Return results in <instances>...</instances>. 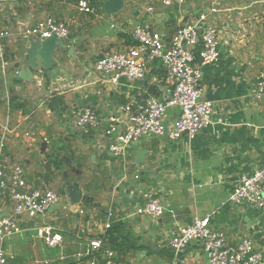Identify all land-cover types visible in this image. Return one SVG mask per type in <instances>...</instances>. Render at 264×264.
<instances>
[{
    "label": "crops",
    "instance_id": "crops-1",
    "mask_svg": "<svg viewBox=\"0 0 264 264\" xmlns=\"http://www.w3.org/2000/svg\"><path fill=\"white\" fill-rule=\"evenodd\" d=\"M80 1L95 12H79ZM105 1L20 0L0 5V27L11 34L2 44L8 56L4 63L16 69L14 92L25 107L24 114L11 111L7 149L0 151V159L9 166H20L26 185L35 189L50 190L57 185L53 176L75 170V184L62 182L61 190L65 198L68 186L75 185L73 188L82 193L75 204L77 264L84 258L88 264L91 258L76 257L87 250L97 256L112 251L123 264H169L173 258L169 240L177 229L207 216L211 228L222 233L229 246L235 247L247 237L255 249L264 252V211L246 204L232 205L228 200L242 176L252 175L264 165V96L260 101L253 97L257 78H264V0L245 5L238 0H173L169 6L161 0H122V8L115 14L104 12ZM201 16L219 31L217 62L200 67V41L192 51V65L201 72V98L212 104L211 126L192 140L148 137L133 145L126 158L109 152L111 140L103 131L81 133L75 128L74 111L88 108L105 120L118 106L133 102L138 92L161 101L169 97L171 84L159 62L152 65L145 80L129 83L120 78L116 85L97 74L93 64L100 57L133 47L131 33L137 25L150 27L167 43L179 27ZM47 18L67 24L71 35L53 51L50 68L43 69L37 61L40 66L31 71L28 81L21 80L25 44L33 39L21 32ZM177 115V109H167L165 124H171ZM22 144L29 145L33 153L40 144L38 148L45 154L43 158L36 156L42 159V171L22 155ZM143 149L147 151L145 160L136 165V153ZM53 150H60L62 165L49 172L46 155ZM145 192L153 194L165 209L162 217L136 214ZM85 197L87 202L82 204ZM55 205L46 217H18V231L3 243L7 264H22L18 257L23 256L24 247L18 240L37 218L42 223L40 232L48 227L65 238L58 219L65 207L74 205L68 202L64 206L60 200ZM109 212L113 218L110 229L104 232L101 225ZM85 213L88 218H84ZM109 231L112 247L96 249L91 245ZM38 238L43 242L40 233ZM32 248L40 257L41 250ZM64 250L49 249L42 264H52L55 256V262H63ZM179 264H208L202 243L188 244Z\"/></svg>",
    "mask_w": 264,
    "mask_h": 264
},
{
    "label": "built area",
    "instance_id": "built-area-1",
    "mask_svg": "<svg viewBox=\"0 0 264 264\" xmlns=\"http://www.w3.org/2000/svg\"><path fill=\"white\" fill-rule=\"evenodd\" d=\"M20 0H0V5L14 4ZM181 1V0H180ZM243 5L254 0H238ZM173 0H161L169 6ZM77 10L93 14L95 9L80 1ZM207 17L179 27L165 43L161 35L146 25L133 28L131 38L135 46L122 53H114L98 58L94 71L116 85L120 78L129 83L145 80L152 65L156 62L171 84V95L164 101L138 92L136 99L118 106L115 113L100 120L91 109L74 111V126L81 133L90 130L103 131L111 140L109 152L116 158H126L128 150L148 137H167L178 140L185 137L192 140L200 131L212 124V104L202 100L200 68L192 65V51L201 42L199 52L200 67L217 62L219 57V31L216 26L206 24ZM21 34L33 39L45 40L56 36L60 41L70 37L69 26L53 18H47L37 25L23 29ZM8 30L0 27V49L3 42L10 38ZM253 97L260 101L264 96V78L258 77L254 85ZM178 110L176 119L165 124L167 109ZM137 178V177H136ZM232 205H251L264 211V165L252 175L242 176L233 187L229 198ZM59 198L48 189H35L26 185L24 170L16 165L9 166L0 159V264H7V255L3 248L6 239L18 231V217H37L57 204ZM165 209L153 194H142V204L136 208L140 216L160 218ZM108 217V218H107ZM101 227L104 232L110 229L113 213L107 214ZM210 216L196 219L186 227H179L169 240L173 258L169 264H179L180 255L188 244L194 241L202 243L208 256V264H264V252L255 249L252 241L243 237L237 246H229L222 233L210 226ZM40 238L48 249L63 251L64 241L60 234H53L46 227L40 232ZM98 249L101 240L91 243ZM77 258L89 257L88 264H123L116 260L112 251L100 257L85 251ZM99 258L101 260H99ZM64 259V258H61Z\"/></svg>",
    "mask_w": 264,
    "mask_h": 264
},
{
    "label": "rangeland",
    "instance_id": "rangeland-1",
    "mask_svg": "<svg viewBox=\"0 0 264 264\" xmlns=\"http://www.w3.org/2000/svg\"><path fill=\"white\" fill-rule=\"evenodd\" d=\"M7 40L8 39H6V41ZM19 55L20 57H22L21 50H20ZM4 61H8V56L6 55V53L4 54V47L1 46V49H0V151L1 152L7 149L6 147V143L8 140V134H7L8 130L7 129H8V124H10L12 120V113H14L11 111L10 113L8 110L9 98L11 95L15 93L14 85L16 83L13 78L14 71L16 70L15 67L13 66L11 69V65H8V64L5 65ZM11 72L13 75H11ZM22 114L24 113L22 112ZM42 121L44 123V120ZM38 147H40V144L36 145V148H37V150L35 151L36 153H33L32 152L33 149L29 145L22 144L20 152L27 159L32 160L33 164L36 165L39 170V168L40 169L42 168L41 167L42 159L37 157L36 155L38 154V156L43 158L45 152L41 153ZM23 164H25V161H23ZM42 170L43 169H41V171ZM65 173H66V177H63ZM53 178L56 179L57 185L54 188L49 187V189L56 194V196L60 200V203L64 204L65 206L68 204V199L64 197L61 189L64 187V184H66V181L70 183L71 186L75 184V170L72 172H69V170L64 172L63 170L61 174H58L57 176H53ZM62 182L64 184H62ZM73 205L74 207L73 206L65 207L66 212L65 213L63 212V215H61L60 218L58 219L59 224L62 225L63 229L66 232V233L64 232L65 238L63 237L65 250L70 249V248L71 249L75 248V204ZM46 214L44 215L45 217H46ZM83 216L84 218H88L89 215L85 213ZM46 224L50 225L51 223L47 221ZM40 227H42V223L37 218L34 221L33 225L30 227L29 232L27 234L22 233V238L18 240V243H20L24 247V250L22 251L23 256L18 257L22 264H42L44 261H46L45 259L48 258L46 256V253L49 252V249H47L44 246L43 242L38 238L39 233H40L38 229ZM32 246L36 247L38 250H41L39 252V255L41 254L40 257H36L37 256L35 254L36 251L35 249L32 248ZM55 257L54 258L51 257L52 264H58V262H55V259H56ZM32 258H34V260H31Z\"/></svg>",
    "mask_w": 264,
    "mask_h": 264
},
{
    "label": "water",
    "instance_id": "water-1",
    "mask_svg": "<svg viewBox=\"0 0 264 264\" xmlns=\"http://www.w3.org/2000/svg\"><path fill=\"white\" fill-rule=\"evenodd\" d=\"M122 6V0H106L103 5V10L106 14H115L122 8ZM61 42L62 41H60L56 36H52L45 40L37 38L28 39L25 44L26 63L22 66L21 71L19 72V78L21 80L28 81L31 76V71L37 70L40 66L37 61L41 62L43 69H47L49 64L51 65L50 58L53 51L61 48ZM143 84L146 85L147 82H144ZM146 154L147 151L145 149L138 151L135 157V164H142L145 160ZM64 193L70 204H79L82 194L80 189L68 186L64 189ZM55 206L56 205L51 206L48 211H51Z\"/></svg>",
    "mask_w": 264,
    "mask_h": 264
},
{
    "label": "trees",
    "instance_id": "trees-1",
    "mask_svg": "<svg viewBox=\"0 0 264 264\" xmlns=\"http://www.w3.org/2000/svg\"><path fill=\"white\" fill-rule=\"evenodd\" d=\"M135 46V44L133 45ZM5 62V61H4ZM155 70V69H154ZM15 80V78H14ZM16 83L18 81H15ZM14 93V92H13ZM24 104L23 103H19V97L15 95V93L13 95L10 96L9 98V106H8V110L10 111H24ZM60 151V150H57ZM57 151H52L51 153H49L48 155H46V162H47V170H49V172H51V170L57 171L60 169V166L62 165V160L60 159V152ZM75 187V185L73 186ZM63 193V192H62ZM87 202V198L85 197L82 200V204ZM101 240V245L102 248H110V246H113L112 243V237H111V232H107V234H105L103 237H99ZM113 250V249H112ZM101 250H99L100 252ZM63 256L65 257V260L63 262H58V264H77L76 260H75V248L73 249H67L64 250L63 252ZM102 257V256H100ZM99 260H101L99 258ZM86 261V259H81V261L78 264H84Z\"/></svg>",
    "mask_w": 264,
    "mask_h": 264
},
{
    "label": "flooded vegetation",
    "instance_id": "flooded-vegetation-1",
    "mask_svg": "<svg viewBox=\"0 0 264 264\" xmlns=\"http://www.w3.org/2000/svg\"><path fill=\"white\" fill-rule=\"evenodd\" d=\"M59 203V202H58Z\"/></svg>",
    "mask_w": 264,
    "mask_h": 264
}]
</instances>
